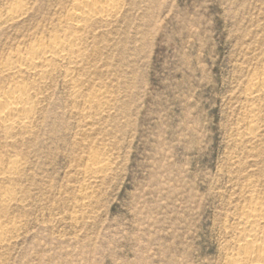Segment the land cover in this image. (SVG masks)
<instances>
[{"label": "rangeland", "instance_id": "obj_1", "mask_svg": "<svg viewBox=\"0 0 264 264\" xmlns=\"http://www.w3.org/2000/svg\"><path fill=\"white\" fill-rule=\"evenodd\" d=\"M80 1L0 0V96L31 103L0 122V264H234L264 217V0H116L78 28Z\"/></svg>", "mask_w": 264, "mask_h": 264}, {"label": "bare ground", "instance_id": "obj_2", "mask_svg": "<svg viewBox=\"0 0 264 264\" xmlns=\"http://www.w3.org/2000/svg\"><path fill=\"white\" fill-rule=\"evenodd\" d=\"M117 2L116 0H81L77 8L71 12L73 16L78 18L76 27L80 28L83 26L81 24L84 21L90 20L96 15L101 18L109 17L118 9ZM77 40L78 38L73 35L50 39L47 44L32 43L33 46L27 49V52L25 51L26 57L23 63L19 61L18 64L6 65L5 68H18V70L25 68L29 70L41 67L46 69L57 58L68 59L75 52L74 48ZM19 53V50H17L18 55H20ZM22 65L25 66L22 67ZM259 83L264 86V76L261 77ZM30 104L24 86L18 84L10 87L0 96V122L6 128L26 123L29 119L27 113ZM251 127L252 124H250ZM261 207L262 205L259 202H253L249 209L241 215L244 223L242 238L239 240L240 244L237 252L230 258L234 264H264V217L256 212V209ZM5 231L4 227L0 225V237Z\"/></svg>", "mask_w": 264, "mask_h": 264}]
</instances>
